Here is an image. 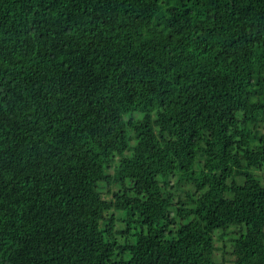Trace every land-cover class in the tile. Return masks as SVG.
I'll use <instances>...</instances> for the list:
<instances>
[{
	"label": "trees",
	"instance_id": "trees-1",
	"mask_svg": "<svg viewBox=\"0 0 264 264\" xmlns=\"http://www.w3.org/2000/svg\"><path fill=\"white\" fill-rule=\"evenodd\" d=\"M263 169L264 0H0V264H264Z\"/></svg>",
	"mask_w": 264,
	"mask_h": 264
},
{
	"label": "rangeland",
	"instance_id": "rangeland-1",
	"mask_svg": "<svg viewBox=\"0 0 264 264\" xmlns=\"http://www.w3.org/2000/svg\"><path fill=\"white\" fill-rule=\"evenodd\" d=\"M195 170H198V164H195L194 167ZM112 169H111V173H112ZM255 176L258 177V179L261 180V182H264V169L262 171H255L253 173ZM120 187L119 186H112L111 190L115 191V190H119ZM192 190L194 191L193 187L191 184L185 182V181H181L180 183H177V181L174 182V189L172 190L174 193V200L177 202L178 198H184L185 195L187 196L188 192H190V196L193 195ZM188 194V195H189ZM197 195H200V193H198ZM104 198H110L111 194H104L103 195ZM193 197H195V195H193ZM187 204V203H186ZM188 205V204H187ZM189 207L190 204L188 205ZM109 214L114 215L115 217V222H114V230L115 231H122V230H126L129 229L128 234L130 235V237H132V241L134 242L135 240V236L136 234L140 233L141 231H144V228L137 222L138 216L136 214H128L125 211L122 210H111L109 212ZM131 217V219L135 220V222H131L129 223L127 221L128 217ZM191 217L187 218L186 220H183V223L187 222L188 220H190ZM180 221H177V223H179ZM219 232V230H216L215 233ZM119 236L116 235V238H118ZM234 237L233 234H229L227 232V234L224 236L223 239H221L220 241L215 240V246L218 249V251L215 252V257L216 259H222V255L224 254L225 259H231V256L229 255V252L231 250V242L229 240H231ZM119 241H124V240H120ZM220 249H223V251H225L226 253H223L222 251H220ZM230 261V260H229ZM228 264H230L228 262Z\"/></svg>",
	"mask_w": 264,
	"mask_h": 264
}]
</instances>
